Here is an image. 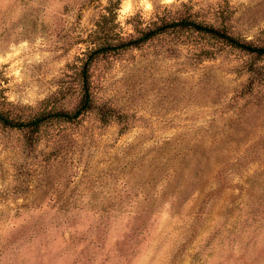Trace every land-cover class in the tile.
<instances>
[{"label": "rangeland", "instance_id": "rangeland-1", "mask_svg": "<svg viewBox=\"0 0 264 264\" xmlns=\"http://www.w3.org/2000/svg\"><path fill=\"white\" fill-rule=\"evenodd\" d=\"M180 15L264 44V0H0V107L72 109L96 24L118 41ZM250 63L264 57L165 34L91 66L96 100L123 121L88 113L31 147L0 129V264H264V80L247 93Z\"/></svg>", "mask_w": 264, "mask_h": 264}, {"label": "trees", "instance_id": "trees-1", "mask_svg": "<svg viewBox=\"0 0 264 264\" xmlns=\"http://www.w3.org/2000/svg\"><path fill=\"white\" fill-rule=\"evenodd\" d=\"M165 34L193 35L202 40L216 42L230 49L251 55L255 59L264 57V44H254L229 32L223 25L207 23L191 15H180L176 18L154 22L151 27L138 31L134 37L118 41H114L111 38L110 28L105 21H101L96 24L90 35V43L93 46L85 53V57L77 72L80 91L78 103L72 109L44 108L26 118H20L17 115H13L9 110H4L0 107V129L21 133L24 144L31 147L39 141L41 133L48 126L76 123L88 113L93 112L97 121L101 124L123 121L124 115L122 113H116L106 103L96 100L91 81V66L107 55L139 48L148 41ZM244 68L249 74L248 81L244 87L247 89V93H251L254 86L264 80V67H256L250 63ZM262 143H264V140ZM220 172L221 168L219 171L217 170L216 174L220 175ZM216 190L217 188L211 189L208 194Z\"/></svg>", "mask_w": 264, "mask_h": 264}]
</instances>
